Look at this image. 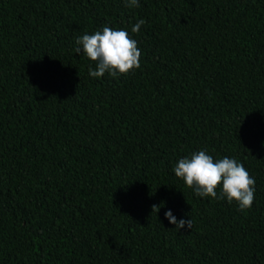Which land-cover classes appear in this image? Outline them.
<instances>
[{
  "label": "trees",
  "instance_id": "obj_1",
  "mask_svg": "<svg viewBox=\"0 0 264 264\" xmlns=\"http://www.w3.org/2000/svg\"><path fill=\"white\" fill-rule=\"evenodd\" d=\"M139 4L0 0V264H264V0ZM105 26L139 69L89 76L75 40ZM205 149L255 179L250 209L175 176Z\"/></svg>",
  "mask_w": 264,
  "mask_h": 264
},
{
  "label": "clouds",
  "instance_id": "obj_2",
  "mask_svg": "<svg viewBox=\"0 0 264 264\" xmlns=\"http://www.w3.org/2000/svg\"><path fill=\"white\" fill-rule=\"evenodd\" d=\"M128 8H138L139 0H124ZM145 21L138 20L131 26L132 33H138ZM76 54H83L95 63L93 69L89 66V76L103 77L105 74L112 78L126 75L140 68L141 50L138 42L127 30L103 27L92 34L78 36L75 40ZM175 176L182 179L184 184L193 190L194 195L201 198L216 200L226 199L228 203L235 201L240 211L250 209L255 196V179L250 176L244 165L235 158L227 156L214 160L207 150H200L178 160L173 168ZM219 187V192L217 191ZM161 205H153L152 212L157 213ZM165 219L174 224L177 230L191 229V219L177 220L171 210L164 213Z\"/></svg>",
  "mask_w": 264,
  "mask_h": 264
}]
</instances>
